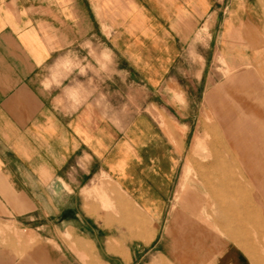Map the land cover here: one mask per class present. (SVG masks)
<instances>
[{
    "label": "crops",
    "instance_id": "obj_1",
    "mask_svg": "<svg viewBox=\"0 0 264 264\" xmlns=\"http://www.w3.org/2000/svg\"><path fill=\"white\" fill-rule=\"evenodd\" d=\"M224 4L0 0V264L165 255L195 131L166 111L169 135L149 106Z\"/></svg>",
    "mask_w": 264,
    "mask_h": 264
},
{
    "label": "rangeland",
    "instance_id": "obj_2",
    "mask_svg": "<svg viewBox=\"0 0 264 264\" xmlns=\"http://www.w3.org/2000/svg\"><path fill=\"white\" fill-rule=\"evenodd\" d=\"M224 2V6H220L222 10L217 21L216 36L211 37L210 29L214 26L213 20L206 21L201 29V37L192 40L188 45L168 84L155 92L156 104L149 106V109L156 115L154 116L169 135L172 136L173 132L166 122V111L170 115L174 114L179 119L191 123L195 136L198 134L204 140L207 148L203 150L204 153L213 151L223 159L229 157L242 165L250 192L244 224L247 231L239 234L241 236L239 239L242 240L241 247L231 243L233 248L228 253L227 264L238 263L237 254L241 264H264V95L262 100H259L260 90L264 92V33H260L257 38L260 64L255 67L246 64L239 68L233 67V63L240 62L235 61V58L241 60L243 55L251 56V48L247 43L239 44V40L241 37V39L252 41L246 25L248 23L258 25L261 11H264V2L260 0H224ZM225 13L229 17L228 22L225 21ZM262 22L264 23V18ZM232 24H234L233 29H236L235 33L239 34V38H234L235 43L238 41L239 47L237 45L232 47L230 41L229 32ZM103 66L107 67L104 64ZM232 68L234 71H231ZM250 68L255 72H252ZM259 73H261V82H259ZM236 103H239L241 110L236 107ZM228 120H232L233 125H229ZM177 129L181 133L186 131L184 126H178ZM203 161L205 159L199 153H194L190 144L182 161V180L180 179L179 188L172 202L167 228L163 232L165 255L161 256L158 245L153 251L151 264L166 262L172 264L170 257L172 242L168 232L172 226V231L180 226V215L184 213L186 219L189 215V218L192 216L185 209V204H182L185 195L184 185L188 174L191 175V179L198 182L197 184L201 183L198 168ZM178 243L181 245L180 238ZM212 245L213 242L209 241V249H212ZM233 249L236 253L235 257L231 255ZM213 257L219 261L217 254ZM215 264L219 262L216 261Z\"/></svg>",
    "mask_w": 264,
    "mask_h": 264
},
{
    "label": "bare ground",
    "instance_id": "obj_3",
    "mask_svg": "<svg viewBox=\"0 0 264 264\" xmlns=\"http://www.w3.org/2000/svg\"><path fill=\"white\" fill-rule=\"evenodd\" d=\"M260 1L262 3L264 2V0ZM261 12L262 14L258 19V25L255 26L250 23L246 25L248 33L252 36V41L241 39V37L239 40V44L247 43V45L251 48V56L249 55L245 57L243 55L241 60L235 58V61H240L239 63H233V67L235 68H239L244 64L251 67H255L260 64V51L258 47L259 41L257 38L260 33H264V23L262 22V19L264 18V11ZM233 25L234 24H232L229 32L231 36L230 41L232 47H236L235 45L239 47L240 45H238V41L235 43L234 40L235 37L239 38V34L235 33L236 29H233ZM233 69L234 68L230 70L234 71ZM252 72L255 71L252 70ZM254 78L256 79V77ZM236 107L241 110L239 103H236ZM225 115L227 116L226 112ZM231 121L232 120H228L229 125H233ZM192 148L194 153H199L205 161H203L200 168H198L201 183L199 182L200 184H197L198 182L195 181V179H191V175L188 174L186 179L187 181L184 185L185 195L184 203L182 204H185V209H187V212L192 215L191 218H189V215L188 219H186V215L183 213L180 215V226L177 227V229L175 228L174 231H172V226L168 232L169 238L172 242L170 252L172 264H215L216 261L219 262V264H227L228 253L231 251V248H233L231 243L233 242L238 247L242 246V240L239 238L246 230L244 224L248 209L247 198L250 196V192L247 187L248 180L245 172L243 171L242 165L237 164L235 159L234 161L229 157L223 159L220 155L214 153L213 151L204 153L203 150L207 148L205 147L204 140L200 135L197 134L195 136ZM182 185L183 183L181 186ZM179 238L181 239V245L178 243ZM209 241L213 242L212 249H209L208 247ZM216 254L219 257V261L217 258L213 257V255ZM235 254L236 253L233 249L231 255L235 257ZM236 257L238 259L239 255L237 254ZM165 264L168 263L166 262Z\"/></svg>",
    "mask_w": 264,
    "mask_h": 264
}]
</instances>
